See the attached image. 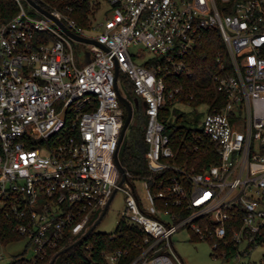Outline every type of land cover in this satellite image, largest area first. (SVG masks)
Masks as SVG:
<instances>
[{
    "label": "built area",
    "instance_id": "2783aa9c",
    "mask_svg": "<svg viewBox=\"0 0 264 264\" xmlns=\"http://www.w3.org/2000/svg\"><path fill=\"white\" fill-rule=\"evenodd\" d=\"M15 1L17 13L0 22V225L6 219L44 257L64 235H82L120 189L121 220L143 234L130 248L102 251L106 264H184L173 240L181 227L215 250L220 240L234 243L238 256L264 246V0H89L88 26L71 16L72 4L49 10L95 42L74 39ZM101 1L108 8L97 18ZM210 28L225 50L213 75L221 97L200 128L219 158L195 171L175 159L164 113L181 87L167 91L164 80L190 71L183 57ZM37 32L51 39L35 44ZM147 52L153 57L135 61ZM116 65L142 98L148 169L162 173L142 179L145 201L125 168L119 183Z\"/></svg>",
    "mask_w": 264,
    "mask_h": 264
},
{
    "label": "trees",
    "instance_id": "16d2710c",
    "mask_svg": "<svg viewBox=\"0 0 264 264\" xmlns=\"http://www.w3.org/2000/svg\"><path fill=\"white\" fill-rule=\"evenodd\" d=\"M24 1V0H23ZM42 7L51 10L53 6H61L69 3L75 6L71 16L83 26L90 23L89 14L92 13V5L89 0H35ZM29 12L40 16L33 7L27 2L24 3ZM18 11V5L15 0H0V22H5L12 18ZM35 44L51 39V35L45 32H37ZM224 44L217 28L204 30L201 37L197 40L195 46L185 53L184 60L189 68V72L179 75H168L165 82V89L168 91L176 87H181V91L176 93L172 99H180L190 101L192 103L208 102L216 105L220 99V94L213 83V75L218 69L219 62L217 56L224 54ZM123 93L131 101H135L136 110L134 119L128 125L129 131L126 138L123 139L118 158L122 166L129 172V179H149L150 181L160 178L161 174H151L145 157L147 143L144 140V124L146 115L142 107V98L137 96L134 86L126 73H119ZM124 109V118L126 109ZM166 113L169 110L166 106ZM181 116L168 120L167 131L170 134L172 145L176 151V161L185 163L188 170L194 166L195 171H199L202 167L208 166L218 161V153L216 147L206 138L202 137L200 127H187L180 124ZM195 145L197 148L195 149ZM169 175L178 174L173 169H168ZM170 208L176 210L174 206ZM103 217V216H102ZM198 218L197 221H200ZM95 222L92 219L89 227ZM142 230L138 227L128 224L121 220L118 223L114 234L97 231L95 228L79 243L72 245L77 236L73 240H68L64 235L59 246L49 250L44 256L25 257L24 252L16 255L12 260L3 264H106L102 251H110L115 248H130V242L133 239L142 237ZM192 235L198 236L192 232ZM22 236L13 232L10 223L3 219L0 225V243L6 244L11 241L21 239ZM213 249V254L225 251V256L238 255V246L232 242L226 243L224 240L218 241V247ZM132 254L138 253V250L131 249ZM1 264V263H0Z\"/></svg>",
    "mask_w": 264,
    "mask_h": 264
},
{
    "label": "rangeland",
    "instance_id": "374dc122",
    "mask_svg": "<svg viewBox=\"0 0 264 264\" xmlns=\"http://www.w3.org/2000/svg\"><path fill=\"white\" fill-rule=\"evenodd\" d=\"M27 2L26 0L23 3ZM25 5V4H24ZM26 6V5H25ZM101 9L97 12V18H102L106 14L108 3L105 1L100 2ZM27 8V7H26ZM75 47L82 46L77 41L73 42ZM86 46V44H85ZM130 49L136 52L137 46H131ZM153 54L147 52L145 56H134L137 63H144L148 59L152 58ZM122 87V85H121ZM133 116L130 121L132 123L134 119V113L136 110L135 101L132 99ZM209 107L208 102L192 103L190 101H183L180 99H171V103L167 105L169 113H164V118L172 119L175 122L177 116L182 117L180 124H184L187 127H200L202 119ZM144 110V106L141 107ZM129 124V125H130ZM129 128L127 127L124 138L128 134ZM136 191L141 200L145 201V188L142 179L132 180ZM125 208L124 192L118 189L110 204L104 213L103 217L97 223L95 229L97 231L111 233L116 231L118 223L122 219V210ZM100 215V212H99ZM99 215L95 220L98 219ZM174 248L181 256L184 264H263L264 259V246L257 245L249 250L248 253L242 255L224 256L221 253L213 254L212 245L208 240L199 239L192 235V232L186 227H181L174 235ZM25 257H32L35 254L32 244H29L25 238H21L9 243H0V263H7L12 260L16 255L24 252Z\"/></svg>",
    "mask_w": 264,
    "mask_h": 264
},
{
    "label": "water",
    "instance_id": "95a60500",
    "mask_svg": "<svg viewBox=\"0 0 264 264\" xmlns=\"http://www.w3.org/2000/svg\"><path fill=\"white\" fill-rule=\"evenodd\" d=\"M31 6H33L36 10H38L40 13L54 19L61 27L62 29L71 37H73L74 39L80 40V41H94L93 39L90 38H86L83 37L81 35L76 34L75 32H73L71 29H69L61 20L57 19L49 10L45 9L44 7H42L39 3H37L35 0H26ZM119 73L118 70V66L116 65L115 67V79L117 78V75ZM115 87H117V84L115 82ZM118 97L120 102L122 103V105L125 107L126 109V116L124 118V122L120 131V135H119V143H121L124 133L132 119L133 116V107H132V103L131 101L118 90ZM114 159L115 162L119 168V170L122 173V178L120 179L119 183H121L124 179H126V175H125V170L124 167L122 166V164L119 161L118 158V154H117V150L114 153ZM112 197V196H111ZM111 199V198H110ZM107 210V205L105 206L104 210L102 211L101 215L98 217V219L78 238L76 239L72 244H70L67 248H69L72 245H76L77 243H79L83 238H85L97 225V223L100 221V219L102 218V216L104 215V213Z\"/></svg>",
    "mask_w": 264,
    "mask_h": 264
}]
</instances>
